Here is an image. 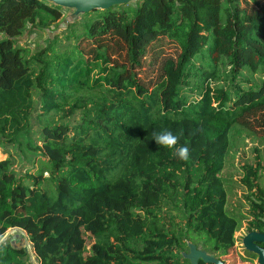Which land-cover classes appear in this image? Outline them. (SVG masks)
I'll list each match as a JSON object with an SVG mask.
<instances>
[{"label":"trees","instance_id":"1","mask_svg":"<svg viewBox=\"0 0 264 264\" xmlns=\"http://www.w3.org/2000/svg\"><path fill=\"white\" fill-rule=\"evenodd\" d=\"M65 8L0 0V144L44 156L23 174L0 159V264H28L24 247L1 240L12 227L42 264H185V242L161 214L176 194L187 235L227 253L242 220L222 176L231 130L264 134V0H130L68 19L73 46L61 48L59 33L35 50L21 42ZM161 40L174 50L153 48ZM224 56L225 80L213 83ZM163 130L188 160L156 144ZM254 193L248 227L264 232V190Z\"/></svg>","mask_w":264,"mask_h":264},{"label":"rangeland","instance_id":"2","mask_svg":"<svg viewBox=\"0 0 264 264\" xmlns=\"http://www.w3.org/2000/svg\"><path fill=\"white\" fill-rule=\"evenodd\" d=\"M135 1L136 0H131L132 3ZM64 12L65 14L62 19L51 25L50 29H41L29 24L22 34L23 38L21 42L35 50L40 44L41 46L45 45V39L48 35L59 33L58 36L61 48L73 46L75 40L66 37L69 31L68 19H75L81 16L82 13L76 14L75 9L70 7H66ZM29 27L32 29L31 31L28 30ZM171 44L173 43L168 40H161L158 41L153 48L159 47L158 50L170 52L174 50ZM225 58L224 56L218 61L217 69L219 75L217 79L212 80L213 83H223L225 80L229 70V62L228 60L224 62ZM207 60L206 50L196 57V60L194 59L197 66H207ZM197 78L198 77L193 74L190 80L194 82ZM194 93L195 91L192 92V96L197 95V93ZM36 104L34 110L35 116L39 111V103ZM32 137L33 141H35V136ZM7 157H10L12 165L19 174L26 173L27 171H35L33 166H39L40 160L44 158L42 154L38 152L34 153L31 148L26 147L25 143L21 144L19 142L13 144L7 142L0 144V159H5ZM246 167H251L256 170L255 183L257 186L255 188H250L249 186L251 180L248 178L249 171L246 170ZM45 175H48V173H45ZM222 176L226 179L229 191L227 208L230 212L241 215L242 220L241 226L235 232L233 248L225 254H220L219 258L225 260L227 264H259L258 258L251 260V258L247 256V248H245L243 244V239L244 236L251 231L248 227V223L251 219L252 200L256 199V194L254 192L256 189L264 190V134H255L240 125L234 126L231 130L230 147L226 156ZM183 185L184 184H181V191L183 190ZM182 198L183 196L179 194L169 198L162 207L161 214L167 225L174 229L179 241L185 242L182 247L183 254L190 251V242L197 244L201 249L216 254L217 252L206 244L204 234H197L199 231L193 230L192 235H187L185 227H190V224H188L187 220V207L178 201V199L181 200ZM1 240L10 241L17 246L24 247L27 250L25 260L28 264H42L33 249L28 233L24 229L19 227L9 228L1 237ZM184 257L186 259L185 264H191L190 259L185 255Z\"/></svg>","mask_w":264,"mask_h":264},{"label":"water","instance_id":"3","mask_svg":"<svg viewBox=\"0 0 264 264\" xmlns=\"http://www.w3.org/2000/svg\"><path fill=\"white\" fill-rule=\"evenodd\" d=\"M59 5L74 8L76 14L92 11L97 8H108L115 4L125 3L130 0H51ZM264 232L258 230L249 231L243 239L245 248L258 254L259 264H264ZM190 251L184 255L190 259L191 264H200V259L214 264H227L223 259L205 249H201L197 244L189 243Z\"/></svg>","mask_w":264,"mask_h":264},{"label":"clouds","instance_id":"4","mask_svg":"<svg viewBox=\"0 0 264 264\" xmlns=\"http://www.w3.org/2000/svg\"><path fill=\"white\" fill-rule=\"evenodd\" d=\"M154 140L159 146L168 149H175L174 155L181 160H188L190 157V149L188 146L176 147L179 142V137L173 134L170 130H163L162 132L154 135Z\"/></svg>","mask_w":264,"mask_h":264}]
</instances>
